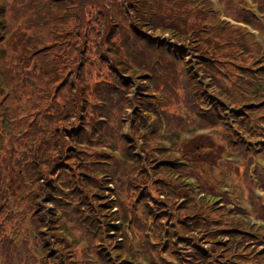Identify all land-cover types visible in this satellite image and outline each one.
I'll return each mask as SVG.
<instances>
[{
  "label": "trees",
  "instance_id": "16d2710c",
  "mask_svg": "<svg viewBox=\"0 0 264 264\" xmlns=\"http://www.w3.org/2000/svg\"><path fill=\"white\" fill-rule=\"evenodd\" d=\"M227 1L236 8L235 15L228 14L264 33V0H254L261 20L244 0ZM214 6L212 0H0L2 264L19 258L112 264L109 259L119 256L115 264H138L129 251L130 233L136 232L146 233L142 251L153 264L156 257L149 254L161 260V252L177 264H244L250 254L264 264V226L252 223L242 207L252 203L264 220L263 202L252 191L264 187V180L257 177V185L251 176L264 178V56H254L264 55V47L249 28L223 22ZM18 17L20 28L13 23ZM41 36L66 41L55 65L45 56L57 45L44 53L54 43L37 46ZM245 59L248 67H242ZM232 71L261 76L243 73L244 82L231 81ZM179 74L188 121L195 129L222 126L225 149L242 157L241 172L227 166L221 178L229 187L243 181L244 198L233 210L223 196L213 202L201 198L200 191H208L202 182L196 189L186 181L200 180L197 170L205 162L186 167L183 160L191 154L185 145L167 148L163 138L157 142L161 117L168 134L176 130L166 107ZM27 76L46 86L59 81L53 94L17 89ZM41 95L48 104H40ZM129 120L131 141L125 132ZM15 224L32 241L25 252L10 234ZM77 226L81 238L93 243V259L76 257ZM249 243L262 248L245 251ZM101 245L110 247L104 251ZM150 245L160 247L149 252ZM206 257L209 263L202 261Z\"/></svg>",
  "mask_w": 264,
  "mask_h": 264
},
{
  "label": "rangeland",
  "instance_id": "374dc122",
  "mask_svg": "<svg viewBox=\"0 0 264 264\" xmlns=\"http://www.w3.org/2000/svg\"><path fill=\"white\" fill-rule=\"evenodd\" d=\"M239 1L240 0H235V2L237 4ZM244 1L247 2L254 9V7L251 5V3H249L248 0H244ZM212 2L215 5L214 9L217 10L218 12H220V19H222L223 22L224 21L228 22L230 26L241 27L242 30H246L247 28H249L252 31L253 26H248L246 28L244 23L237 21L238 19H236L234 16L230 15V14H233V15L236 14V8L231 7L227 0H212ZM228 13H230V14H228ZM251 15H253L255 18H258V12L255 10H253ZM16 20H17V23H15V24L17 25V28L22 27V23L20 22V20H22V19L20 17L15 18L13 23ZM8 24L11 26V28H13L10 18H8ZM18 31L21 33L27 34V32H25L24 29H19ZM28 33L30 35L35 36V34L32 31H28ZM252 34H253V32H252ZM262 34H264V33L262 32ZM253 36L256 37L254 34H253ZM256 39H257V37H256ZM247 40L250 41V44H252L251 39H247ZM258 41L264 47V37L262 38V40H258ZM59 42L60 43H56V38L41 36L39 42L37 43V46H46V45H49L51 43H54L53 46H48L49 48H47V47L44 48L45 49L43 51L44 53L48 52L50 48H55L57 45V50L54 49V50H52L53 52L50 55L45 56L46 60L51 59V66L56 64L55 55L59 54L58 51L61 50L65 46L66 41L61 39ZM38 53H40V52H37V54ZM254 56H256L255 59L260 60L263 58L264 55L261 53V54H256ZM242 64H243L242 67H244V66L248 67L249 66L248 64H250V61L248 59H245V62L243 61ZM30 66H33V62L30 63ZM52 71H54L53 68H51V72ZM61 71L62 72L59 73L60 79L62 78L63 75H65L64 71H67V70L64 69ZM94 72L95 73L99 72L102 74V76L107 73V71H94ZM232 73H233V75H232L231 81H237V82H244L245 81V77L242 76L243 73L249 74L253 79H256V80L259 79L261 76L260 71H240V72L232 71ZM70 75H71V72L69 73L68 76H70ZM51 77H54V75L52 74ZM93 79H96V78H93ZM181 80L182 79H181V75H180L178 82L171 85V89H170L171 93H168L170 104H169V106L166 107V112H168L170 114L173 113V118L170 120V122H171L170 127L176 128V130L171 135L168 134L167 133V130H168L167 123L165 124V122L162 120V117H161L160 118V127H159V130H157V132H158L157 142L159 144V140H161L163 138L162 143L167 148H172L174 145H176L177 147L185 145L184 151L186 153L191 154V157H189V159L183 160V165H185L186 167H190L191 163H195V161L205 162V163L200 165L201 169L197 170V172H199V174H200V180L201 181L194 176H188V178H186V181L189 183H192L196 189H201L200 183L202 182V184L208 189V191L206 190V191L201 193V191H202L201 190L199 193L201 198L206 199V200L209 199L211 202H213V200L216 197L223 196L225 199H228L227 203H229L228 204L229 208L233 210L234 207H237V205L235 204V203H237V200H239V198H244L243 193L246 190H245L243 181L241 179L238 181H235L234 184L232 185V187L231 186L229 187V186L223 185L221 178L222 179L225 178L226 175L224 172H228L227 166L232 167L233 171H235L237 173L241 172V170H242L241 164L243 163L242 157H239L235 154H232L225 149L227 143L222 137V132L224 130V128L222 126H215V125L199 126V127H196V129H195L194 126L188 121V120H190V115L182 107V106H184L185 95H184L183 84H182ZM58 81L59 80L54 79L52 85L46 86L42 83H36L32 77L27 76L25 78V80L23 81V84H21L19 82L18 85L16 86V88L18 89L20 86H22L24 89H27V90H34V91L36 90L38 92L49 91L53 94L54 89H55ZM63 85L64 84H61L60 86H63ZM66 91H67V89H63V92H66ZM248 99L249 98H244L243 101L247 102ZM38 101L40 102L41 105L44 106V105L48 104L50 100H49V98H47L46 95H41L38 97ZM262 105H264V104H262ZM177 114H179L180 117L185 119L186 121L181 119ZM12 116H14V114ZM125 132L128 134V141H131L130 137H134V134L131 133V120L128 121V124L125 127ZM116 154L118 155V153H116ZM180 157H182V159H183V156H180ZM260 162H261V165L264 166V160H261ZM20 173H22V172L20 171ZM251 176L254 177L255 183L257 185L259 184L258 178L260 180H264L263 177L258 176L256 173L254 175H251ZM10 183L15 184L14 181H11ZM257 188H260V187L257 186L256 188H254L252 190L253 196L255 199L261 200L263 202V205H264V195L259 193L261 190H264V187L256 190ZM16 194H17L16 191H13V193H11L10 195L15 196ZM225 194H227L228 196ZM230 194H233V195H230ZM235 194H236V197L234 196ZM23 198L24 197H22V199ZM9 199H10L9 197L6 198L7 202H5V204L1 207L2 210L6 209L5 208L6 206L8 207ZM220 202H222V201H220ZM245 202H248V201H245ZM245 202H244V204H242V207H245ZM251 205H252V210L254 211L255 207L252 203H251ZM14 211H15V209L11 210L12 213ZM18 211L20 213H22L23 209L21 208ZM232 216L235 217L238 215H232ZM213 217H215V216H213ZM13 222L16 223L15 220H13ZM76 230H77V232H74L75 234H72V236L76 241H79L78 251L76 253L77 259L80 261H85L87 259H93L92 254L94 252L91 251V249L93 248V243L90 242L88 238H85V237L81 238L83 235V232L80 229V227L77 226ZM11 232L12 233H10V234L12 237L17 236L16 239L18 240V245L23 250V252H25V250H26V244H28V247L32 246V241L29 237L26 236V234H24L22 225L18 226L17 224H15L14 228ZM130 237L133 240V242L131 240V243H130L131 247L129 248V251L131 254L137 255L134 260L138 264H153L144 256V252L142 251V248L146 244V240H147L146 233H139V232L130 233ZM70 240L72 241L71 236H70ZM254 245L255 244L249 243L247 245L245 251L254 247ZM101 247H103L104 251H108V247H110V246L101 245ZM158 247H160V246L159 245H157V246L150 245L148 247L149 252H150V250H155ZM83 248H85V250H82ZM261 248H262V246H256L253 248V251L258 252L261 250ZM113 249H116V247H114ZM136 250L139 252H136ZM31 251H33V250H31ZM262 253H264V250L262 251ZM108 255H110L109 252H107L106 256H108ZM149 255L151 257H156L153 260V262L155 264H167V262L170 264H177L176 259L170 257L167 253L161 252V255H162L161 260L158 259V256L156 253H152ZM120 258H121V256L116 257L115 259L111 258V259H109V262L112 261V264H115L117 261L120 260ZM163 259H167V261H165ZM255 260H256V258L253 257L252 254H250V255L245 257V259H244L245 263L244 264H256ZM37 261H38V259H36V261H32L30 263H27V262H22L21 258H19L18 261L15 262V264H37ZM202 261H206L207 263L210 262V261H208V257H206ZM2 263L3 262H0V264H2ZM74 264H79V263H74Z\"/></svg>",
  "mask_w": 264,
  "mask_h": 264
}]
</instances>
